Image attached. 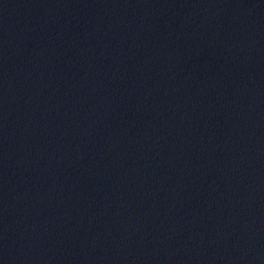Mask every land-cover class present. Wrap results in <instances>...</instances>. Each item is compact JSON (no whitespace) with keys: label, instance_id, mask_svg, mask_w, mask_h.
<instances>
[{"label":"water","instance_id":"1","mask_svg":"<svg viewBox=\"0 0 264 264\" xmlns=\"http://www.w3.org/2000/svg\"><path fill=\"white\" fill-rule=\"evenodd\" d=\"M0 264H264V0H0Z\"/></svg>","mask_w":264,"mask_h":264}]
</instances>
